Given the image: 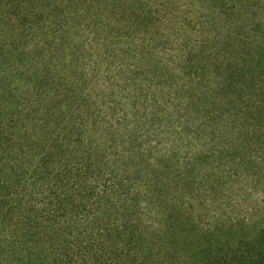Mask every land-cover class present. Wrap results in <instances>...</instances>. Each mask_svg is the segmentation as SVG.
<instances>
[{
    "label": "rangeland",
    "instance_id": "obj_1",
    "mask_svg": "<svg viewBox=\"0 0 264 264\" xmlns=\"http://www.w3.org/2000/svg\"><path fill=\"white\" fill-rule=\"evenodd\" d=\"M113 1L117 2L0 0V115L22 120L14 125L16 143L39 140L50 129H65L72 140L63 152L73 149L77 158L89 159L84 132L80 134L88 124L82 117L88 116L86 111L81 112L87 108L86 102L77 109L79 113L68 111L76 110L75 105L66 110L51 104L61 114L59 119L65 115L60 126L50 110L37 103L39 96H61L56 92L58 83L75 87L73 91L89 102L91 115L97 117L100 111L97 138L101 133L109 136L108 129L119 131L113 135V143L99 146L106 150L103 167L122 177L128 175L130 188L141 179L160 181V187L153 190L162 194L165 203L154 209L153 215L149 214L152 204L140 201L141 209L146 207L142 211L145 221L139 223L141 240L148 239V228L156 226L164 228L169 240L175 242L178 237L177 246L183 245L188 239L171 234L180 230L176 221L180 215L186 218L183 225L190 232L186 237L237 240L250 235L249 229L244 233L228 231L226 224L238 219L261 221L264 186L252 180L253 165L248 171L241 165L244 140L227 142V134L240 136L239 131L247 134L246 130H254L259 138L264 133V60L261 64L257 60L264 49L260 48L264 27L259 24L264 20V0H145L153 11L160 12V18L152 22L158 33L143 28L131 37L118 25L102 29V23L112 19L107 14ZM91 30L98 42L111 39L112 43L90 45ZM56 32L60 33L53 39ZM256 36L258 40H254ZM240 38H245V44ZM36 65L49 73L48 78L42 77L44 71L40 76L21 73H32ZM256 69L257 75L252 71ZM124 72L131 73L125 77ZM110 96H120L121 104L111 105ZM133 102L140 105L136 117ZM144 105L149 106L146 111ZM113 111L117 112L114 116ZM145 113L148 117L157 114L164 128L161 122L159 127L149 124L142 116ZM125 114L127 119L121 117ZM186 121L190 122L185 125L187 133H182L189 135L180 139L178 130L171 127ZM146 125L159 130L160 136L147 135L143 131ZM128 128L133 131L130 137L121 136ZM262 147L264 151V141ZM98 154L93 152V158L98 159ZM215 181L225 182L222 191L197 195L199 189L203 191ZM141 186L143 191V182ZM175 203L193 206H185L179 215L166 208ZM210 230L216 234L210 235Z\"/></svg>",
    "mask_w": 264,
    "mask_h": 264
},
{
    "label": "trees",
    "instance_id": "obj_2",
    "mask_svg": "<svg viewBox=\"0 0 264 264\" xmlns=\"http://www.w3.org/2000/svg\"><path fill=\"white\" fill-rule=\"evenodd\" d=\"M116 1L110 2L107 15H110L112 19L102 23V29L109 25L112 29L118 25L119 30L127 29L129 37L141 32L143 28L147 32L158 33L152 22L157 17L160 18L157 15L160 12L153 11L154 8L148 6L145 0ZM125 3L128 4V8L124 5ZM263 9L261 10L262 16H264ZM179 17H181L180 11L178 12ZM63 19L67 18L63 16ZM218 22L216 21L215 24ZM259 24L260 27H264V20L261 19ZM58 33L60 32L52 35L53 39L57 38ZM94 35V33L88 35L89 44L92 46L104 44L106 47V44L112 43L111 39H108L107 43L98 42ZM112 35L113 33H109V36L112 37ZM261 37L263 40H259L260 48L264 46V33ZM239 40L245 44V38ZM254 40H258V36ZM261 52L257 59L260 64L264 60V49ZM42 71H44L42 77L48 78L49 73L38 65L34 67L32 73H27L25 70L21 73L40 76ZM202 71L206 73L204 68ZM252 71L257 75V69ZM124 73L126 77L131 72ZM58 84L60 87L56 92L61 96H39L37 103L42 105L43 109L50 110L60 126L63 125L65 115L59 119L61 114L53 110L51 104L54 103L57 108L64 107L66 110L75 105L76 110L70 108L68 111L79 113L78 111L86 102L87 108L81 112L86 111L88 116L82 117L87 120L88 124L80 131V134L84 132L83 141L89 159L77 158V151L73 149L63 152L62 149L69 148L68 143L72 140V137L69 138L66 135L67 130L65 129L61 131L50 129L47 135L41 138L42 140L31 139L24 143H16L17 126L14 125H20L22 120L5 118L0 115V264H264V218L252 223L246 220L241 222L238 219L226 224L228 231L231 232L244 233L246 229H249L250 235L237 240H223L216 236L191 238L185 235L190 232L184 228L186 218L180 213L181 210H186L185 206L192 208L193 205L179 204L178 207L175 203L171 207H166L170 212H177L180 215L176 217L180 230L171 234H180L188 241L177 246L178 237L175 238V243L165 236L164 228H156V226L148 228L150 231L148 239L141 240L142 230L139 223L145 221L142 211L146 207L141 209L140 201L144 200L152 204L149 205L152 211L149 214L153 215V210L165 203L161 199L162 194L153 190L154 187H160L161 184H157L160 181L141 179L130 188L127 183L128 175L122 177L118 171L107 170L108 167H103L102 163L105 161L102 158L106 157L103 151L106 150L100 149L99 146L107 147L113 143V135L119 131L111 132L108 129L109 136L101 133L102 135L100 134L97 138L100 128V121L97 118L100 111L97 117L91 115V110L88 109L89 102L73 91L75 87H63L62 83ZM123 88L125 89V86ZM119 97L110 96L108 102L116 107L120 103ZM133 105L136 109L134 110L136 117L140 113V105L138 102H133ZM193 105L196 106V101ZM250 105L252 106V103ZM255 106L258 107L260 104ZM148 107L144 105L145 111ZM116 113L113 111V116ZM57 114L59 116H56ZM142 116L149 124L153 122V125H157L156 127H159L161 122L164 128L157 114H149L148 117L145 113ZM43 117L47 120L46 116ZM121 117L127 119L128 115ZM171 117L170 115L169 119H172ZM188 123L190 122L186 121L184 125L171 127V130H178L180 139H182L189 135L185 131V125ZM209 123L210 121L207 125ZM146 126L147 128L143 131L147 135L159 134V130L151 128L150 125ZM19 131L31 138L21 129ZM183 131L186 132L185 135ZM246 132L247 134L244 130L239 131L240 136L228 133L227 142L235 144L237 139H241L242 142L244 140L243 145L245 144L246 149L241 150V154L244 155V162H241V165L245 166L247 171L248 167L253 165L250 174L252 180L255 179L259 185L264 186V181L262 182L264 151H261L264 130L259 138L255 136L257 132L254 130H246ZM131 133L133 131L128 128L121 136L128 134L127 137H130ZM104 136L105 141L102 142ZM124 140L126 141L125 138ZM93 143L97 146L94 147ZM94 149L101 152L98 154ZM93 152L99 155L98 159L93 158ZM141 182L144 184L143 191ZM224 186V181L222 184L220 181H215L210 184V187H206L205 191L199 189L197 195L205 196L211 192L216 193L222 191L221 188ZM207 189L209 191H206ZM167 202L174 201L167 200ZM136 207L138 210L135 209ZM132 211V217L128 219L127 214L129 215ZM120 215L124 217L121 218ZM116 218L122 221L118 223ZM189 222H191L190 219ZM147 223L150 225V222ZM217 229L222 230L223 228L218 226ZM198 232L205 233L200 229ZM209 232L210 235L216 234V230Z\"/></svg>",
    "mask_w": 264,
    "mask_h": 264
}]
</instances>
